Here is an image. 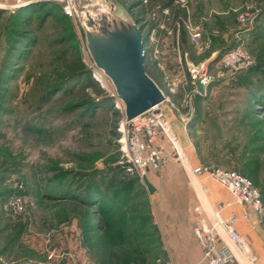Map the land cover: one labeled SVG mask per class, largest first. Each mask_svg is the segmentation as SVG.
Segmentation results:
<instances>
[{
  "label": "rangeland",
  "instance_id": "rangeland-1",
  "mask_svg": "<svg viewBox=\"0 0 264 264\" xmlns=\"http://www.w3.org/2000/svg\"><path fill=\"white\" fill-rule=\"evenodd\" d=\"M115 1L143 28L147 73L168 96L161 108L190 165L241 173L264 199V0ZM64 11L0 0V264H207L195 208L208 224L245 208L221 211L229 192L189 165L126 171L124 104ZM199 64L206 95L193 94ZM251 214L234 226L254 262L218 228L230 264H264V215Z\"/></svg>",
  "mask_w": 264,
  "mask_h": 264
},
{
  "label": "built area",
  "instance_id": "built-area-1",
  "mask_svg": "<svg viewBox=\"0 0 264 264\" xmlns=\"http://www.w3.org/2000/svg\"><path fill=\"white\" fill-rule=\"evenodd\" d=\"M64 10L69 17L75 18L70 6L65 7ZM192 38L198 44L201 34L194 32ZM238 56L244 57L241 50L228 54L226 62L234 66L238 61ZM189 73L193 94H201L198 89V82L205 87V92L207 93L211 82L208 67L205 64L192 65ZM165 101H168V96ZM158 107L160 112L155 113L154 110L158 109ZM123 126L122 142L127 159L126 171L128 173L144 178L149 176L148 174L151 171L161 170L169 163L178 164L185 170L187 165H189L192 168L193 175H208L229 192L231 201L224 203L221 211L233 208L234 205H239L245 208V211L240 216L243 220H248L251 213H255L259 217L264 215L262 193L255 187L250 178L236 171L221 167L199 165L193 168L190 165L189 156L167 120L161 104L130 121H126L124 118ZM17 201H12L14 206L19 205L20 202L19 200ZM215 215L217 222L208 224L202 208H195L196 225L194 233L203 249L204 260L209 264H230L236 258L234 251L227 244L222 243L219 227H224L229 240L240 253L252 258L253 262L258 259L251 250L247 236L240 233L234 226L240 217L237 218L234 212L226 220L222 218L220 212Z\"/></svg>",
  "mask_w": 264,
  "mask_h": 264
},
{
  "label": "water",
  "instance_id": "water-1",
  "mask_svg": "<svg viewBox=\"0 0 264 264\" xmlns=\"http://www.w3.org/2000/svg\"><path fill=\"white\" fill-rule=\"evenodd\" d=\"M70 6L80 24L87 50L124 104L130 121L166 100L160 85L147 73L145 39L140 22L115 0H54ZM205 95V87L198 82ZM155 113L160 109L156 108Z\"/></svg>",
  "mask_w": 264,
  "mask_h": 264
},
{
  "label": "crops",
  "instance_id": "crops-1",
  "mask_svg": "<svg viewBox=\"0 0 264 264\" xmlns=\"http://www.w3.org/2000/svg\"><path fill=\"white\" fill-rule=\"evenodd\" d=\"M153 78V77H152ZM154 79V78H153ZM155 80V79H154ZM157 82V81H156ZM188 154V156H189V158H190V154L189 153H187ZM152 172V171H151ZM224 192V191H223ZM225 193V192H224ZM223 193V194H224ZM225 198H226V201H225V203H227L228 201H230V197H228V195H225ZM258 250H259V252H260V249L258 248ZM261 253V252H260ZM207 264H209V263H207Z\"/></svg>",
  "mask_w": 264,
  "mask_h": 264
},
{
  "label": "trees",
  "instance_id": "trees-1",
  "mask_svg": "<svg viewBox=\"0 0 264 264\" xmlns=\"http://www.w3.org/2000/svg\"><path fill=\"white\" fill-rule=\"evenodd\" d=\"M65 12V11H64ZM66 16V15H65ZM66 17H68V15L66 16ZM69 18V17H68ZM147 262H145V260H144V262H143V264H146Z\"/></svg>",
  "mask_w": 264,
  "mask_h": 264
},
{
  "label": "bare ground",
  "instance_id": "bare-ground-1",
  "mask_svg": "<svg viewBox=\"0 0 264 264\" xmlns=\"http://www.w3.org/2000/svg\"><path fill=\"white\" fill-rule=\"evenodd\" d=\"M100 72V71H99ZM105 75V74H104ZM159 108V107H158ZM216 216V215H215ZM222 228V227H221Z\"/></svg>",
  "mask_w": 264,
  "mask_h": 264
}]
</instances>
